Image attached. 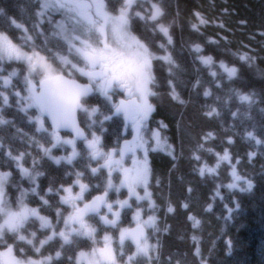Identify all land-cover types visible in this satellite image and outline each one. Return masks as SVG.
<instances>
[{
	"label": "trees",
	"instance_id": "trees-1",
	"mask_svg": "<svg viewBox=\"0 0 264 264\" xmlns=\"http://www.w3.org/2000/svg\"><path fill=\"white\" fill-rule=\"evenodd\" d=\"M47 3L51 6L44 9L45 0H0V31L21 50L41 53L58 69L61 57L69 54L61 31H71L76 14L58 8L57 0ZM104 4L115 17L123 0H104ZM153 5L163 13L156 20L151 19ZM197 13L206 23H200ZM128 16L130 31L153 57L155 83L150 87L159 95L150 97L155 107L149 116L150 133L157 131L163 142L148 147L151 213L158 229L152 242L157 248L147 256L138 255L136 264H264V0H135ZM161 24L168 28L171 44L160 31ZM165 56L174 63L162 59ZM208 56L211 65L200 59ZM221 63L235 68L236 75L229 78ZM0 77V92L9 100L3 105L0 97L8 121L0 124V172L8 173L5 182L10 181L13 189L24 183L48 192L49 187L66 186L76 173L91 175L92 158L81 149L79 156L67 155L71 163L63 157L59 164L53 160L51 153L59 158L68 148L61 153L62 147H52L55 138L38 124L36 109H26L27 91L37 82L26 65L6 59ZM5 79L10 83L5 84ZM173 90L178 100L172 98ZM205 91L210 95L205 96ZM241 95H249L250 101H242ZM83 104H101L104 112L112 111L97 95ZM209 112L212 115H205ZM85 113L79 114L83 120ZM110 127L105 125L108 132ZM225 152L229 159L221 160ZM23 167L34 173V180L23 177ZM233 168L240 181L234 180ZM246 180L253 184L250 191ZM230 183L237 187L228 188ZM8 192L11 199L6 205L14 210L18 198L10 188ZM34 193L29 192L32 198ZM89 245L87 240L71 249L64 246L58 264H75L76 251ZM30 250L19 255L29 256Z\"/></svg>",
	"mask_w": 264,
	"mask_h": 264
},
{
	"label": "snow or ice",
	"instance_id": "snow-or-ice-1",
	"mask_svg": "<svg viewBox=\"0 0 264 264\" xmlns=\"http://www.w3.org/2000/svg\"><path fill=\"white\" fill-rule=\"evenodd\" d=\"M135 0H123V6L120 9V13L116 17L108 15L106 11H101L105 8L103 0H57L56 6L60 9H66L68 12H74L76 15L72 17L75 20L70 32H67L64 39L69 43V51L74 50V53L83 60L84 66L77 67V64H73L74 68L83 75L89 78L91 81L90 84L81 85L76 83L75 80H66L64 77L56 73L55 69L50 63H48L44 57L40 56L38 52H33L29 55L26 52H23L16 44H13L12 40L9 39L7 35H4L0 31V71H2V62L4 60H24L28 64V71L31 75L32 72L36 71L37 65L43 69V78L39 81L40 91L35 92L33 88H30V95L28 99V106L31 107L35 105L42 112H46L49 116L52 117L54 123L58 126H67L72 122V118L77 109L84 108L82 104V98L86 97L91 91L93 85H96L100 88L106 98L110 97V90H120L127 94L129 97L127 103L121 101V105L117 107L116 111L120 112L123 110L127 116L133 119L134 122H142L146 120L147 117L155 110V107L152 103L149 102V97L158 96L159 93L153 90L152 86L155 83V77L153 75V57L149 53L148 47L145 44L141 43L140 40L135 37H128V28H129V16L128 12ZM47 0L42 7H49ZM96 8V17L98 19L91 18L88 14L89 9ZM155 11L153 12L151 19L156 20L159 16L163 15L161 9L156 5H153ZM137 16L140 15L139 12L136 13ZM197 17L200 19V23L204 24L206 21L203 18ZM143 18V17H141ZM111 22V38L107 31V25ZM13 23H15L13 21ZM16 27H21L19 24H16ZM195 29L197 26L192 25ZM160 31L168 37V43H172V38L169 36L168 28L164 27L162 24L159 25ZM98 34V35H97ZM79 41V46L75 43ZM133 44L136 46L134 47ZM163 47V45H161ZM196 52H200L201 48L199 45L195 47ZM170 65L174 62L170 56L162 57ZM202 62L205 65H211L213 59L211 56L200 57ZM241 59H246V57H241ZM220 67L223 68L227 73L229 78L236 75L237 70L235 68H227L223 63L220 64ZM12 75H16L15 72ZM213 76L216 75L215 72L212 73ZM2 78V77H0ZM27 82L31 84V80L26 78ZM5 84L10 83L9 79H5ZM173 99H179L178 95L175 94L174 90L170 93ZM16 96H20L19 92L15 93ZM205 96L210 95L208 91L204 92ZM0 97L3 98V105H8L9 100L8 96L4 95L3 92H0ZM24 98H21L23 100ZM240 99L242 101H250L251 97L249 95H241ZM20 101H18L19 103ZM184 103V101H180ZM96 109H92V112H95ZM215 110L213 109V112ZM3 109L0 108V124H6V121L2 115ZM205 115H212V112L205 113ZM107 118V117H106ZM80 133L78 132V135ZM208 135H211L209 133ZM251 137L252 134L249 133ZM254 138V137H253ZM58 139V138H57ZM231 142V141H229ZM259 142V141H258ZM71 143V141H69ZM99 143V138L95 137L92 142L89 143L88 147L92 149V158L98 156L105 159L106 163L102 167H109V174L111 173L110 165L113 163L112 154H102L96 145ZM144 144V141L141 140V145ZM52 147H56L55 144ZM202 147V145H201ZM147 151V149H145ZM46 152H50V149H46ZM77 155L74 151L73 156ZM22 157H14V159H20ZM55 163L59 164L60 159L54 158ZM72 158H68V162L71 163ZM196 159H200L199 156ZM221 160H228V153L220 157ZM115 163L119 164V161ZM25 175H28L27 170ZM92 174L95 175L99 172V168L93 167L91 169ZM125 169V173H127ZM205 168H201L200 172L203 175ZM207 171L213 172L214 169L207 168ZM7 173L0 174V178L7 176ZM36 175H42V173L37 172ZM77 181L79 183V177L83 175V172L76 173ZM232 176L235 181H240L241 176L238 175L233 168ZM147 177L148 172L145 169L143 172H137L136 176L133 178L132 182L129 183V193L136 195V199H150L151 193L147 189ZM34 180V177H32ZM101 180H104V177L101 176ZM107 188L112 187L111 179L106 181ZM247 190L253 188V184L250 180H246ZM143 184L144 185V196L141 197L135 193L134 185ZM102 185H98L101 187ZM88 185L80 184L81 194L77 195L75 199L81 201L83 199V190H85ZM228 188L237 187L236 183H230L227 185ZM61 189L64 191H71V188L64 189L61 185ZM61 189H53L49 187L48 191H55L56 194H60ZM242 191L245 189H241ZM118 191V189H117ZM35 192V189H33ZM38 194V193H37ZM4 190L3 186L0 185V216L5 217L3 223H0V264H45L44 260H33L27 255L22 258H17L21 252L27 251L22 244L18 242L22 241L26 244H32L31 239H27L25 235L21 234L20 230L24 229L27 210L20 212H13L8 208L4 203ZM108 196V192L105 189L103 197L96 196L93 199L91 204L84 203L83 208H80L77 203L72 204V214L64 219L63 214L57 206V223L64 224V230H60L54 227L49 221L41 217L43 220L44 226L49 227L52 230L53 236L59 235L65 243H76L78 246L81 243L78 239H73V237H86L88 240H93L94 243H98L94 240V234L97 232V228L100 224H107L113 227H117V220L120 218L121 213L119 211H113V203L108 202L105 197ZM43 199V197H41ZM97 201L104 203L109 212L117 218V220H109L107 216L102 213L99 208L96 206ZM62 203H68L67 200H62ZM44 203L47 204L48 201L44 200ZM117 204L123 208L125 205L131 207L128 204L127 200L120 201L117 199ZM169 212H172L171 207L168 208ZM92 213L93 215L89 216L88 219H85L86 214ZM33 215H36V212L33 210ZM139 215V212L136 213ZM97 217L99 218L97 220ZM91 221V223L89 222ZM199 224V221L196 222ZM71 224V227H70ZM78 225V227L76 226ZM95 225V226H94ZM152 227L156 229L155 217L149 216L148 221L145 225H138L134 230H125L131 236L133 242L136 246V252L127 256V261L122 259L118 260V256L123 258L126 253L124 250V240L125 232L120 233L119 238V247L118 249H112L105 243L104 247L97 249L96 247L92 248V252L89 255L88 264H132L137 255H148L149 244H148V235L145 234L144 228ZM103 231L104 229H100ZM32 237H35V233H31ZM52 237H46V239H51ZM105 241L109 239L108 236L104 237ZM46 240H40L39 243L42 246ZM63 247V245H61ZM35 252H39L40 249L33 245ZM14 252L16 254H14ZM83 256L84 253H81ZM60 252L56 253V257L59 258ZM46 260L50 261L52 257H46Z\"/></svg>",
	"mask_w": 264,
	"mask_h": 264
},
{
	"label": "flooded vegetation",
	"instance_id": "flooded-vegetation-1",
	"mask_svg": "<svg viewBox=\"0 0 264 264\" xmlns=\"http://www.w3.org/2000/svg\"><path fill=\"white\" fill-rule=\"evenodd\" d=\"M75 43L77 44V46H79V41H76ZM66 44H67V48L69 52L67 56H70L72 51H69V43L66 42ZM64 73L65 72H60L58 74H64ZM76 77L82 78L81 80H79L80 78H76L80 82L89 83V84L91 83L89 78L86 76H83L80 72L78 76ZM93 88L95 90V93L93 95H97L99 96L100 99L105 101L106 104L112 108V111L107 112V113L104 112L103 109L101 110V106H102L101 104L90 105L89 108L90 107L98 108V111H96L93 114V118H95V121L91 123L93 120L87 115V112L89 113L90 110L86 111V114L84 115L85 123H84L83 118L80 115H79V119H80L81 125L84 127L87 133V140H88L89 131H95L96 133L93 135L94 137H92L91 140L87 141L86 143L79 142L77 140L75 141V143L78 144L77 146L79 147V149L83 151L85 150V152H87L88 150H92L88 147L89 143L92 142L95 137H98L99 143L96 145V147L99 149L100 153L102 154L111 153L112 154L113 163L110 165L111 173L109 174V167H102L106 163L105 159H103L100 156L96 158H92L91 164L93 167L99 168V172L96 173L95 175L93 174L88 175V174L83 173V175L79 177V180L83 182L82 184L88 185V187L85 190H83V199L81 201H77L75 199L77 195L81 194L80 184L76 183L77 175L75 174L72 177L71 181L68 182L66 185L71 188V191L68 194L69 195V200H67L68 203L61 202L62 196H63L62 194L64 193V190L63 189L61 190V193H60L61 195H59V200H60L59 210L63 214L64 219H67V217L72 214V204L73 203H77L80 208H83L84 203H89L98 194L104 193V190L106 189L108 192L107 201L113 203V211L114 212L119 211L121 215H120V218L117 220V218L113 215V213L109 212L106 205L104 204L100 211L104 213L109 220H117L118 228L113 227L111 225H107V224H100L97 230L100 235L101 234L105 235L106 233L110 236L112 235V238L115 242L119 240L120 233L125 232V240H124L125 248L131 251L136 250L135 243L133 242L132 238L126 237L128 232L125 230H132L138 225H141V226L145 225L143 224V222H140L139 220L141 218L148 220L149 216L150 215L152 216L151 212H153L152 195L150 199H142L138 201L136 199V195L129 193V187H128L129 183L132 182L133 178L136 175L133 171L138 169V165L140 163L142 166H144V168L147 169V172H148L147 181L149 180L150 154L148 153V150L147 151L145 150V149H148L147 143H144L143 145H141V140L144 141V139H146V136H147L145 132V127H144L145 121L140 122L141 133H140L139 140L135 147V152L132 153L131 155L122 157L120 153V148L123 142L127 140H131L133 138L132 128L134 125L129 123L127 119L124 117V115L116 114L115 109L122 100L127 102L129 97L123 91L110 90L111 98H106L103 92L100 89H97L96 85H93ZM35 109L37 111V115H39L40 117L38 124L41 125V128L44 129V131H49L51 136H53L54 134L57 137L58 135L55 134V132L53 131V128L50 126L48 121L41 115V113L36 108V106H35ZM109 124L113 125V127H110L111 130L109 132L102 131L101 129L96 130L93 127L94 125L96 126V128L105 127V125H109ZM147 127L150 128L149 122L147 123ZM64 134L68 135L67 133H64ZM116 161H119V164L115 163ZM125 169L128 170L127 173H125ZM140 169L141 168H139V170ZM101 176L104 177V180H101ZM108 179H111V182H112L111 188H107L106 181ZM119 182H121L120 186H118ZM98 185H102V186L98 187ZM66 186H63V188ZM134 188H135L136 194H138L141 197L144 196V187L136 184L134 185ZM148 191L150 192L149 187H148ZM41 197H43V199ZM117 199L120 201L127 200L128 204L131 205V207H128L127 205H125L123 208H121L120 205L116 203ZM44 200H47L48 203L45 204ZM30 206H33L32 207L33 209H30L31 208ZM56 207H57V200H56L55 191L40 192L38 190L37 192L33 194L32 201L29 199V197L24 198L22 196V199L20 198L19 205L17 206L16 210H11L13 212H20V211L27 210V216H26V220L24 224V228H26L27 231H24V229H21L20 232L21 234L25 235L27 239H31L33 241L32 244H27V247H26L27 250L31 248L30 251L32 254L29 255L31 259L36 258L38 260L42 259L44 261H48L45 258L52 257V259L50 260L51 262L49 264H58L61 262V257L63 256V250H64L63 247L66 246L71 249V246L75 245V243H65L64 240L59 235L53 236L52 230L49 227L44 226V223L41 217L49 221L54 227L60 230H64V224L62 222L57 223ZM33 210L36 212V215L32 214ZM137 212H139V215H136ZM89 216L85 217V219H88ZM4 218L5 217L3 216L0 217V223H3ZM98 219L99 218L97 217V220ZM89 222L91 223V221ZM76 226L78 227V225ZM70 227H71V224H70ZM101 228L104 230L101 231L100 230ZM145 229L149 237L148 244L150 242L152 244L153 243L152 242L153 228L145 227ZM33 232L35 233V237L31 236V233ZM46 237H52V238L46 239ZM99 237L101 238V236ZM73 239H78L81 242H85L88 240L86 237H79V238L73 237ZM40 240H46V242L41 246L39 243ZM18 243L24 245L22 241ZM33 245L38 247L40 251L35 252V250L33 249ZM61 245H63V247H61ZM57 246H60V247L57 248ZM0 250H3V249H0ZM82 250L84 249H78L76 251V254L73 259L75 264H78L75 259H76V256ZM58 251L60 252L59 258L56 257V253ZM84 264H88V263L86 262Z\"/></svg>",
	"mask_w": 264,
	"mask_h": 264
},
{
	"label": "rangeland",
	"instance_id": "rangeland-1",
	"mask_svg": "<svg viewBox=\"0 0 264 264\" xmlns=\"http://www.w3.org/2000/svg\"><path fill=\"white\" fill-rule=\"evenodd\" d=\"M49 3V2H48ZM103 3H104V0H103ZM46 8H48V7H44V9H46ZM88 11V14H89V16L91 17V18H94V19H98V17H96V8L95 7H93V8H91V9H89V10H87ZM101 11H106L105 10V8L104 9H102ZM42 13H44V11L42 10ZM45 13H46V11H45ZM120 13V12H119ZM119 13L118 14H116L115 15V17L116 16H118L119 15ZM41 14V13H40ZM109 15V14H108ZM111 27H112V25H111V22H109V24L107 25V31H108V33H109V36H110V38H111ZM25 28V27H24ZM26 30V29H25ZM68 31H65V30H63V32L61 31V33H62V36H64L65 37V35H66V33H67ZM61 33H59L58 32V34L60 35ZM98 35V34H97ZM128 37L129 38H131V37H135L134 36V34L130 31V27L128 28ZM142 43V42H141ZM133 46L135 47L136 45L135 44H133ZM23 52H26V53H28L29 55H31L35 50H32V51H24V50H22ZM35 52H37V51H35ZM39 53V52H38ZM39 55L40 56H42V57H44L45 58V56H43L41 53H39ZM61 59H62V64H61V68H56L55 66H52L54 69H55V71H56V73H60V72H65L64 74L65 75H67V76H69V77H71V78H74V77H76V76H78V74H79V71L77 70V68H74L72 65L73 64H77V67H83L84 66V62L74 53V50H72V55H71V57L70 58H68V56L66 57H64V58H62L61 57ZM45 60L47 61V59L45 58ZM22 62H23V64L24 65H26V68H27V71H28V64H27V62L26 61H24V60H21ZM48 62V61H47ZM49 63V62H48ZM29 72V71H28ZM42 73H43V69L39 66V64L37 65V69H36V71H34V72H32L31 73V75H32V78H33V82H35V81H37L36 82V84H32V85H30V88H33V90H35V88L37 89L38 87H39V81H40V79H42L43 78V75H42ZM30 75V74H29ZM74 79H76V78H74ZM78 80V79H77ZM91 82V81H90ZM97 89H100L98 86H97ZM27 93H28V95H27V98L29 97V95H30V91H29V89H28V91H27ZM24 99H25V97H24ZM149 102L150 103H152V101L150 100V97H149ZM153 104V103H152ZM32 108H35V105H33V106H31ZM31 107H29L28 106V99H27V105H26V109H28V108H31ZM84 108H86V109H88V110H90V112L88 113L87 112V115L93 120L91 123H93L94 121H95V118H93V114L96 112V111H98V108L97 107H95V108H92V107H88V105H85L84 106ZM115 108V107H114ZM92 109H96V111L95 112H92ZM83 111V113H84V110L82 109L81 110V112ZM86 114V113H85ZM83 117H84V115H83ZM36 118L37 119H40V117H39V115L38 116H36ZM145 121V123H144V127H145V132H146V139H144V143H147V147H149V149L150 148H157V147H159V146H161V144L163 143L162 141H161V139H159V133L157 132V131H155V130H153V132L152 133H150V128H148L147 127V123L149 122V117H147L146 118V120H144ZM84 123H85V120H84ZM96 130H97V128H96V126L94 125L93 126ZM148 128V129H147ZM98 132V131H97ZM96 132L95 131H89L88 132V140H86L85 141V143L87 142V141H90L91 140V138L92 137H94L93 135L95 134ZM102 133V132H101ZM53 138H55L54 139V144L56 145V147H62L61 148V153L62 152H64V150L66 149V148H68V151H66L65 153H64V155H62V154H60L59 155V158L60 157H63V159H66L65 161H67L68 162V158H70L69 156H67L68 154L70 155V154H72V156H73V152L75 151L76 153H77V155L79 156V153H80V150H79V147L77 146L78 144H76L75 143V139L73 138V137H71V135H69L68 134V136H66L64 133H61V134H59L57 137L53 134V136H52ZM58 138V139H57ZM69 141H71V143H69ZM55 147V148H56ZM65 148V149H64ZM148 150V149H147ZM49 153H51V152H49ZM88 153H89V156H90V158H92V150H88ZM54 155H56L55 153H54ZM51 156H52V158H53V160H54V158H55V156H53V154L51 153ZM71 156V155H70ZM76 156V155H75ZM58 157V156H57ZM92 164L89 166V169H90V171H91V169H92ZM139 168H141L140 170H139ZM146 168H144V166H142L141 165V163L138 165V169L137 170H134L133 172L135 173V174H137V172H143V170H145ZM24 170H27V172H28V175H25V171ZM22 172H23V177H29L30 179L32 178V176L34 175V173L32 174V172L28 169V168H26V167H23L22 168ZM0 174H4V172H0ZM8 174V173H7ZM91 174H92V172H91ZM136 176V175H135ZM7 180V176H3L2 178H0V185H2L3 186V190H4V193H5V195H4V198H3V200H4V203L6 204V202L8 201V199H11V195L9 194V192H8V195H7V188H10V191L12 192V195H13V197L14 198H18L17 199V205H18V203H19V201H20V198L22 199V196L24 197V198H27V197H29V199L32 201L33 200V198H32V195H30L29 194V192H33V189L34 188H32V187H26L25 185H24V183H21L20 185H19V187L18 188H14L13 189V187L14 186H12V185H9L10 184V181H9V183H8V181L7 182H5ZM80 181V180H79ZM83 182L82 181H80L79 182V184H82ZM121 185V182H119L118 183V186H120ZM137 185H140V186H142V187H144V185L143 184H137ZM148 187H149V184H148V181H147V189H148ZM65 189H67V188H70V187H68V186H66V187H64ZM14 192V193H13ZM35 192H37L36 190H35ZM69 191H64V193L62 194L63 196H62V200H69ZM21 207H23V206H21ZM31 208L30 209H33L32 207L33 206H30ZM14 210H16V209H14ZM5 219V218H4ZM57 220H58V217H57ZM140 222H143V224H146V222L148 221L147 219H144V218H141L140 220H139ZM155 221H156V217H155ZM155 225H156V228H157V224H156V222H155ZM152 228V227H151ZM153 233H154V229H153ZM99 236H101V238L99 237ZM105 236H108L109 237V239L107 240V241H105V239H104V237ZM100 238V239H99ZM94 240L95 241H97L98 243H94L93 242V240H90V245H89V247L88 248H85L84 250H82L77 256H76V261H77V263L78 264H84V263H88V261H89V255H90V253L92 252V248L93 247H96L97 249H99V248H101V247H104V245H105V243H107L108 244V246L109 247H111L112 249H118V247H119V240L118 241H114L113 240V238H112V235L110 236V235H108L107 233L104 235V234H99V232H98V230H97V232L94 234ZM155 248H157V246H156V244H154V243H152L151 244V242L149 243V251H148V253L149 254H151L152 252V249H155ZM124 250H125V253H126V255L123 257V258H120L119 256H118V260L119 259H124V261H127V256L128 255H130V254H132V253H135L136 252V250H132V252L130 253V250L129 249H127V248H125V246H124ZM0 251H3V250H0ZM81 253H84V255L82 256L81 255ZM14 254H16L15 252H14ZM148 254V255H149ZM23 256H25V255H19L17 258H22ZM138 256V255H137ZM135 257V260L132 262V264H136V259L138 258V257ZM29 258H31L30 256H29ZM32 259H34V260H38V259H36V258H32ZM40 260H42V259H40ZM45 262V264H49L51 261H44Z\"/></svg>",
	"mask_w": 264,
	"mask_h": 264
},
{
	"label": "water",
	"instance_id": "water-1",
	"mask_svg": "<svg viewBox=\"0 0 264 264\" xmlns=\"http://www.w3.org/2000/svg\"><path fill=\"white\" fill-rule=\"evenodd\" d=\"M64 77V79L66 80H75L76 83L81 84V85H85V84H89V83H84V82H80L77 79L71 78L65 74H60ZM35 92H39L40 91V86L34 90ZM95 93L94 88L92 87V91L84 98H82V104L83 101L89 97H91L93 94ZM127 103V102H125ZM121 105V102L119 103L118 106ZM117 106V107H118ZM116 107V109H117ZM39 112L41 113V115L48 121V123L50 124V126L53 128V131L55 132L56 135H59L60 133H67L69 135H71L75 140L79 141V142H85L87 140V133L84 129V127L81 125L80 123V119H79V113L82 109H77L75 111V114L72 118V122L69 123L67 126H58L56 123H54L53 119L51 116H49L46 112H42L38 107H36ZM115 109V113L118 115H124V117L127 119V121L131 124H133V128H132V132H133V138L131 140H127L125 142L122 143V146L120 148V153L122 157L131 155L132 153L135 152V147L136 144L139 140V136L141 133V125L140 122H134L133 119H131L129 116H127L125 114V112L123 110H121L120 112H117ZM78 132L80 133L78 135ZM104 193L102 194H98L97 196H101L103 197ZM108 196L105 197V199L107 200ZM95 199V198H94ZM93 201V200H92ZM92 201H90L88 204H91ZM104 205V203H101L100 201H97V207L99 208V210H101L102 206ZM92 215V213H88L86 214L85 217ZM137 227L133 228L132 230L136 229ZM145 234L147 235L146 229L144 228ZM126 237H130L131 236L127 233Z\"/></svg>",
	"mask_w": 264,
	"mask_h": 264
},
{
	"label": "bare ground",
	"instance_id": "bare-ground-1",
	"mask_svg": "<svg viewBox=\"0 0 264 264\" xmlns=\"http://www.w3.org/2000/svg\"><path fill=\"white\" fill-rule=\"evenodd\" d=\"M85 112H86V111H85ZM99 129H101L102 131H105V132L108 131V130L105 129V127H100ZM83 152H85V150H84ZM85 153H86V154H89L88 151L85 152Z\"/></svg>",
	"mask_w": 264,
	"mask_h": 264
}]
</instances>
